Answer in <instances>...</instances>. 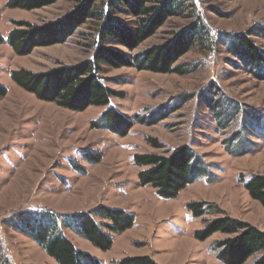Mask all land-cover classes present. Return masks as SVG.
Listing matches in <instances>:
<instances>
[{"label":"rangeland","instance_id":"rangeland-1","mask_svg":"<svg viewBox=\"0 0 264 264\" xmlns=\"http://www.w3.org/2000/svg\"><path fill=\"white\" fill-rule=\"evenodd\" d=\"M6 1L0 0V34L4 37L15 27L12 21L42 25L61 19L76 4L58 0L26 11L7 8ZM187 3L179 16L171 17L131 51L164 43L177 31L201 21L210 31L211 43L199 40L178 58L185 73H154L126 66L105 68L102 73L105 84L123 95L112 98L111 104L132 120L123 137L90 127L104 107L90 106L79 112L62 109L13 87L10 78L15 68L38 72L88 58L92 52L88 36L95 22L87 20L65 42L36 48L28 55H16L6 42L0 43V84L7 88L6 96L0 98V238L8 264H57L31 238L4 224L25 208L72 213L104 205L132 213L131 228L119 234L109 232L112 246L106 251L64 230L77 249L102 264L138 255H148L159 264H223L212 245L227 235L216 232L205 241L193 237L204 219L218 215L194 217L186 208L191 201L215 203L225 214L264 231V208L249 197L242 181L264 175V133L249 120L264 117V79L249 72L220 42L224 34L247 33L264 50V0ZM135 115L155 121L136 122ZM221 116L228 118L223 121ZM148 137L162 147L151 148ZM182 145H189L200 156L210 180L198 179L170 199L157 196L149 185H139L140 168L133 164L134 153L168 155ZM229 145L230 151L247 149V153L230 154ZM89 148L100 154L98 160L83 158L82 151ZM260 255L255 253L243 264H254Z\"/></svg>","mask_w":264,"mask_h":264},{"label":"trees","instance_id":"trees-1","mask_svg":"<svg viewBox=\"0 0 264 264\" xmlns=\"http://www.w3.org/2000/svg\"><path fill=\"white\" fill-rule=\"evenodd\" d=\"M57 1L7 0L6 7L30 11ZM73 1L76 3L74 9L56 21L42 25L12 21L15 27L5 37L0 34V43L6 42L16 55H28L35 47L65 42L79 26L90 20L95 22L91 30L93 33L88 36L91 40V55L74 64H63L45 71L15 68L10 71V78L15 85L33 94L36 99L51 102L62 109L79 112L90 106L104 107L99 116L90 122V127L103 128L123 137L129 132L132 120L111 104L112 98H123V95L105 84L106 77L102 76L105 68L126 66L154 73L183 74L186 71L182 64H177L178 58L199 40L211 43L210 31L204 23L198 21L196 26L177 31L164 43L131 53L171 17L179 16L184 10L183 5L190 0H106L103 4H97V0ZM249 36L247 33L224 34L220 42H223L228 52L240 59L249 72L264 79V50L259 49ZM117 46L129 53L119 50ZM6 94V86L0 84V98ZM219 114L221 113H217ZM226 117L221 116L223 121ZM134 120L140 123L151 120L152 124L155 121L154 117L144 119L136 115ZM249 120L257 124L259 132L263 130L264 133V117L260 116L255 121L251 116ZM146 143L153 149L162 147L154 138L148 137ZM238 143L243 144L242 140ZM230 145L227 147L230 154L247 153V149L230 151ZM98 154L90 148L82 151L87 162L98 160ZM133 164L140 168L137 172L139 185L151 186L156 195L164 199L175 198L182 189L197 179L210 180V172L205 163L189 145L174 148L168 155L134 153ZM242 179L249 197L264 208V175L255 174L247 180L244 177ZM186 208L194 217L218 215L212 219H204L203 227L195 230L193 237L198 241H205L216 232L227 235L228 237L212 245L215 257L221 263L243 264L255 253H261L254 264H264V231L225 214L212 202L191 201L186 203ZM95 217L101 221L97 222ZM4 224L31 238L57 264H102L98 258L77 249L64 230L74 232L96 249L106 251L112 246L109 232L119 234L131 228L134 215L122 208L104 205L72 213H60L49 208H25L4 220ZM2 248L0 238V264H8ZM112 264L157 263L148 255H138L125 256Z\"/></svg>","mask_w":264,"mask_h":264},{"label":"crops","instance_id":"crops-1","mask_svg":"<svg viewBox=\"0 0 264 264\" xmlns=\"http://www.w3.org/2000/svg\"><path fill=\"white\" fill-rule=\"evenodd\" d=\"M39 47H41V46H39ZM39 47H35L33 50H35L36 48H39ZM20 68H22V67H20ZM26 69V68H25ZM29 70V69H28ZM32 71V70H31ZM34 72H36V71H34ZM39 72V71H38ZM13 87H16V88H18L19 90H21V91H24L23 89H21L20 87H18L17 85H14ZM12 87V88H13ZM24 92H26V91H24ZM35 97V96H34ZM57 212H60V213H68V212H64V211H57ZM196 240V239H195ZM155 259V258H154ZM153 259V260H154ZM156 263H157V260H154ZM157 264H159V263H157Z\"/></svg>","mask_w":264,"mask_h":264},{"label":"bare ground","instance_id":"bare-ground-1","mask_svg":"<svg viewBox=\"0 0 264 264\" xmlns=\"http://www.w3.org/2000/svg\"><path fill=\"white\" fill-rule=\"evenodd\" d=\"M14 173V172H13ZM112 196V195H111ZM109 198V197H108Z\"/></svg>","mask_w":264,"mask_h":264},{"label":"built area","instance_id":"built-area-1","mask_svg":"<svg viewBox=\"0 0 264 264\" xmlns=\"http://www.w3.org/2000/svg\"><path fill=\"white\" fill-rule=\"evenodd\" d=\"M197 180H198V179H197ZM197 180H196V181H197Z\"/></svg>","mask_w":264,"mask_h":264}]
</instances>
